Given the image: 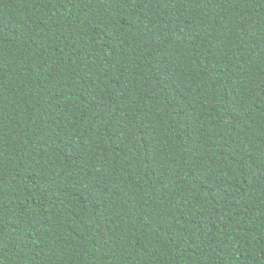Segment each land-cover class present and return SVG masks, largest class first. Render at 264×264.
Instances as JSON below:
<instances>
[{"label":"trees","instance_id":"1","mask_svg":"<svg viewBox=\"0 0 264 264\" xmlns=\"http://www.w3.org/2000/svg\"><path fill=\"white\" fill-rule=\"evenodd\" d=\"M0 264H264V0H0Z\"/></svg>","mask_w":264,"mask_h":264}]
</instances>
